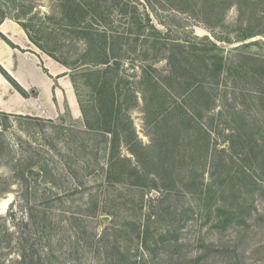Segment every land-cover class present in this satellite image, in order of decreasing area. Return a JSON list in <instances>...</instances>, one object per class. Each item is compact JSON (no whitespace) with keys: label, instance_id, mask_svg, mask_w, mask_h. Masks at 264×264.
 <instances>
[{"label":"rangeland","instance_id":"obj_1","mask_svg":"<svg viewBox=\"0 0 264 264\" xmlns=\"http://www.w3.org/2000/svg\"><path fill=\"white\" fill-rule=\"evenodd\" d=\"M63 1L79 8L65 16ZM68 16L83 18L80 27L66 25ZM3 17L68 65L72 92L56 109L42 101L38 117L0 113V264H264V177L254 174L259 185L238 194L245 209L216 228L220 202L202 205L181 175L162 188L143 164L152 150H137L141 164L122 131L130 126L149 148L192 114L209 151L183 172L209 184L214 149L239 171L248 145L264 143V0H0ZM105 60L118 64L107 81L131 94L119 99L114 148L81 110L94 103L84 74ZM112 156L131 160L136 172L117 166L131 181H107Z\"/></svg>","mask_w":264,"mask_h":264},{"label":"trees","instance_id":"obj_2","mask_svg":"<svg viewBox=\"0 0 264 264\" xmlns=\"http://www.w3.org/2000/svg\"><path fill=\"white\" fill-rule=\"evenodd\" d=\"M79 5H76L75 8H79ZM73 3L68 1H63L62 10L65 16L75 8ZM79 16H68L66 22L71 28L80 27L81 21L83 18H77ZM5 19L4 17L1 19ZM26 34L28 35L31 42L35 43V40L30 36L27 26L21 25ZM1 36V35H0ZM5 41L6 38L1 36ZM252 37L251 34H244L242 37L243 40ZM8 42V41H7ZM214 45V44H212ZM215 47V45H214ZM215 49V48H214ZM196 51V50H194ZM210 49H203L202 58L205 65L208 67L212 65L213 56H210ZM197 52V51H196ZM109 61L105 60L100 64H105L106 67L102 70H91L86 72L84 75L88 74V78H93L94 87H92L91 93L93 95L94 103L90 106H81L83 113L84 123L87 128L93 131H98L102 133H108L111 136L110 145L112 148L116 147L119 143L120 132L118 130V125L116 123L117 112L119 109V99L130 97V91L126 88H121L120 82L117 81L116 84L109 83L107 81L108 72L115 70L118 66L117 62H113L112 65H108ZM67 66V64H64ZM222 65L217 63V70H221ZM175 68V66H174ZM176 69V68H175ZM1 74L6 77L9 82L23 95L25 93L21 88L7 75V73L0 67ZM121 79L119 76L117 80ZM145 93V92H144ZM146 97V94H144ZM92 107L94 117L93 119H88L90 109ZM183 123L179 126H176L173 129L169 128V133H163L162 137L157 134V139L153 140V146L146 148L140 145L139 141L136 138V135L133 129L129 126L126 130H122L125 133L123 142L129 146V150L132 156L140 162L137 150L141 151H150L153 153L154 158L149 162H143L145 165H149L153 169V174L155 179L163 185L162 188L169 190L166 186L167 183H175L176 177L178 175L183 179H187V189L189 193L194 196H197L202 205H209V203L215 199V201L220 202L221 206H218L215 209L216 228H224L231 221L233 217L236 216L237 211L242 208L245 209L247 203L244 201H239L238 194L241 192L251 191L253 187L258 186L259 184L254 179V174H259V177H264V143H250L247 147L248 151L244 154L242 162L240 163V170L237 172H231V169H227V160H225V149L222 150H213L212 161L210 163L209 177L210 182L206 186H203L202 182L199 180V176H193L190 169L186 172H183V166L188 162L195 161L197 155H204L205 151H209V135L201 127H199L195 121L194 116L187 113H183ZM170 116V112L166 114ZM180 124V123H179ZM197 127V128H196ZM195 129V130H194ZM161 130V129H160ZM173 130V131H172ZM179 136L183 137V140L179 143H175L176 139H179ZM152 148V149H150ZM231 146L229 147V149ZM142 164V162H140ZM119 164L128 165V169L132 172H136V169L133 167L131 160L129 158H118L111 157L109 160V173H107V181L121 182L125 181L127 178L131 181V176L124 174L121 170L117 169ZM143 165V166H144ZM248 165L247 167H245ZM114 170H118L113 175ZM183 172V173H182ZM113 175V176H112ZM191 177V178H190ZM137 181H144L145 177L143 175L136 176ZM190 178V179H189ZM138 183V182H137ZM136 184V183H135ZM236 203V206H228L227 203ZM232 204V205H233ZM227 205V206H226Z\"/></svg>","mask_w":264,"mask_h":264},{"label":"crops","instance_id":"obj_3","mask_svg":"<svg viewBox=\"0 0 264 264\" xmlns=\"http://www.w3.org/2000/svg\"><path fill=\"white\" fill-rule=\"evenodd\" d=\"M0 35L8 41L0 36V67L25 93L0 72V113L38 117L45 114L42 101L56 109L54 100L72 92L65 66L41 54L16 21L1 20Z\"/></svg>","mask_w":264,"mask_h":264},{"label":"bare ground","instance_id":"obj_4","mask_svg":"<svg viewBox=\"0 0 264 264\" xmlns=\"http://www.w3.org/2000/svg\"><path fill=\"white\" fill-rule=\"evenodd\" d=\"M4 203V202H3Z\"/></svg>","mask_w":264,"mask_h":264}]
</instances>
